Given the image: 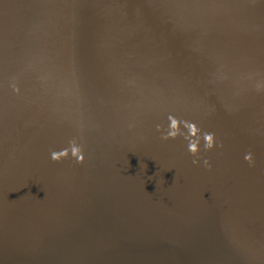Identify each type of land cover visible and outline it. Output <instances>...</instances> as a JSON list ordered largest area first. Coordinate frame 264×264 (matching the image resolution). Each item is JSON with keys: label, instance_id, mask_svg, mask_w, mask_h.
<instances>
[{"label": "water", "instance_id": "obj_1", "mask_svg": "<svg viewBox=\"0 0 264 264\" xmlns=\"http://www.w3.org/2000/svg\"><path fill=\"white\" fill-rule=\"evenodd\" d=\"M246 1L0 0V264H264Z\"/></svg>", "mask_w": 264, "mask_h": 264}, {"label": "bare ground", "instance_id": "obj_2", "mask_svg": "<svg viewBox=\"0 0 264 264\" xmlns=\"http://www.w3.org/2000/svg\"><path fill=\"white\" fill-rule=\"evenodd\" d=\"M242 1H244V4L242 3ZM253 1V0H252ZM236 8H235V15L236 18L234 19L236 21V23L238 22L239 25L244 27H250L252 29V31L255 32V35L258 36L259 34V27L258 24L256 22V18L255 17H251V12H250V7H248L247 5V1L246 0H236ZM247 23V24H246ZM259 37V36H258ZM251 46L253 49L254 54L259 56L260 53V45H258V41L254 38L251 39ZM54 186L59 185L58 183H54ZM47 197L42 203H41V208H44L45 202H53L56 198L57 195V190L55 188H52L51 190H48L46 193ZM75 211H70V214L72 216H74L75 218H79L78 216H81L77 210V208L74 209ZM42 214L44 216V212L42 211Z\"/></svg>", "mask_w": 264, "mask_h": 264}, {"label": "clouds", "instance_id": "obj_3", "mask_svg": "<svg viewBox=\"0 0 264 264\" xmlns=\"http://www.w3.org/2000/svg\"><path fill=\"white\" fill-rule=\"evenodd\" d=\"M173 126H175V124H173ZM206 140L208 141L207 147L210 148L212 146V137L209 135V136L206 137ZM191 150L193 152H195L196 149H195V146L194 145L191 147ZM245 159H249V157H245ZM193 162L196 163V161H193ZM205 165L210 167V165H208V162L207 161H205Z\"/></svg>", "mask_w": 264, "mask_h": 264}]
</instances>
